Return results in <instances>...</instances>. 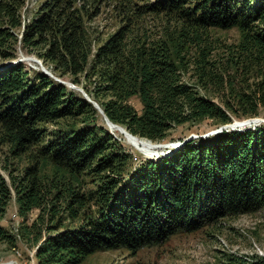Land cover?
Returning a JSON list of instances; mask_svg holds the SVG:
<instances>
[{"label": "trees", "instance_id": "trees-1", "mask_svg": "<svg viewBox=\"0 0 264 264\" xmlns=\"http://www.w3.org/2000/svg\"><path fill=\"white\" fill-rule=\"evenodd\" d=\"M105 1L40 0L26 16L27 0H0V146L15 158L34 149L42 159L20 175L8 169L9 183L0 174V244L34 240L35 264L136 252L264 209V123L191 140L134 168L80 92L22 63L6 66L18 51L36 56L81 86L112 123L151 142L203 120L219 127L262 118L264 0H108L104 11ZM101 14L116 21L104 39L89 27ZM232 28L239 40L221 52L212 30ZM188 72L192 84L183 80ZM47 162L51 176L43 178ZM12 198L17 233L2 224ZM230 260L264 264L258 255Z\"/></svg>", "mask_w": 264, "mask_h": 264}, {"label": "rangeland", "instance_id": "rangeland-1", "mask_svg": "<svg viewBox=\"0 0 264 264\" xmlns=\"http://www.w3.org/2000/svg\"><path fill=\"white\" fill-rule=\"evenodd\" d=\"M39 2L40 0H27L24 8V12H26L25 15H30ZM108 3V0L103 3L106 6L103 7L104 11H107L108 9ZM151 20L152 19L149 20L150 23ZM115 23V20L110 21L101 14L89 24L91 34H96L104 39L115 30ZM211 35L220 45L218 47L221 52L226 49V45L237 43L240 36L239 31L236 28L229 30L215 29L212 30ZM19 58H25L24 61H22V64L28 69L40 70L42 62L36 56L24 55L21 51H18L17 59ZM36 61H40L41 64ZM42 66L51 73L47 67L43 64ZM52 76L54 75L52 74ZM183 80L186 83L192 84L194 82L192 72L183 74ZM76 87L85 92L81 86ZM198 90L201 94L206 93L208 95V92L200 88H198ZM213 92L214 91L211 90L208 96H211ZM131 103L137 111H141V105L136 98H133ZM97 113L100 115L98 118L99 123L101 124L102 122L107 131L121 144L122 148L131 153L134 159V168L142 161L159 160L162 154L173 149V145H169L170 143H182L184 139L190 136H195L192 140H196L200 137H205L209 132L218 129V126H214L211 120H203L191 125L175 127L170 131L167 142H152L151 147V141L149 142L147 139L138 136H129L127 132H125V129L119 125H114L108 128L102 115L98 111ZM233 121L238 120L233 119ZM257 124L260 125V123ZM252 125L253 123H247L244 124L243 127ZM53 127H56V125L47 124L46 126L47 129H52ZM238 127L242 126H237V128ZM206 137H208V135ZM155 144H162V146L160 145L159 148H156ZM165 154L167 155V153ZM29 155L30 157L23 156L21 158H15L10 154L9 149L6 146L1 145V176H3L9 183L7 175L8 169L10 171L14 170L13 175H20L25 167L35 164L38 166L39 163H41L42 159L34 149L29 150ZM46 164L47 165L43 167L44 169H42L41 172L43 173V178H50L52 165L50 162H47ZM90 186L91 184L86 182L83 185V189H86L87 187L89 188ZM16 212L17 205L14 198H12L6 209L2 224L14 233H17V227L21 222V218L17 216ZM31 213L32 214L28 217V222H30L38 212L33 211ZM76 223L77 221H75L73 225ZM35 249L36 244L34 243V240H18L15 248L0 244V264H35L33 259ZM252 255L264 257V209H260L251 214L228 216L213 224L205 225L193 232L177 231L169 236L164 242L157 245L142 247L136 252H131L127 247L96 250L88 254L80 264H228L231 261L230 259L235 256L251 257Z\"/></svg>", "mask_w": 264, "mask_h": 264}, {"label": "water", "instance_id": "water-1", "mask_svg": "<svg viewBox=\"0 0 264 264\" xmlns=\"http://www.w3.org/2000/svg\"><path fill=\"white\" fill-rule=\"evenodd\" d=\"M24 59H25V58H24ZM24 59L19 58V59H17L16 61H10V62H8V63L6 64V66H7V65H14V64L22 63V61H24ZM36 62L39 63V64H41L40 61H36ZM40 70H41L42 72H44L46 75H48V76H50L51 78H53L54 80H56V81H58V82H60V83H62V84H64V85H66L68 88L80 91V92L82 93L83 97H84V98H85V99H86V100H87V101L93 106V108L96 109V110L102 115V117H103V119H104L106 125L108 126V128H110L111 126L116 125V124L112 123V122H111V121L105 116L104 112H103L102 109L99 107V105H98L95 101L91 100L90 97H89L85 92H83L80 88L76 87L75 85H73V84H71V83H69V82H64V81L59 80L58 78H55L54 76H52V74H51L50 72H48V71L42 66V64H41V66H40ZM247 123H253V125H252V126L243 127V125H244V124H247ZM254 123H255V124H254ZM257 123H260V124L264 123V118L256 117V118H249V119H246V120H243V121H232V123H230V124H226V125H222V126L218 127V129H215L214 131L209 132L207 135L209 136V135L217 134V133L222 132L223 130H225V131H229V130H237V131H241V130L246 129V128H247V129H248V128H251V127L254 128V127H256V126L259 125V124H257ZM237 126H242V127H238V128H237ZM125 132H127V134H128L129 136H133V135L130 134L126 129H125ZM207 135H206V136H207ZM206 136H205V137H206ZM194 138H195V136H190V137L184 139V141H183L182 143H170L169 145H173V149H172V150H168V151L165 152V153H167V155L171 154L173 151L179 149L182 145H184L185 143L191 141V140L194 139ZM147 140H148V139H147ZM148 141H150V140H148ZM157 145H159V146L161 145V146H162V144H157ZM164 145H165V144H164ZM165 153L162 154L161 157L167 156ZM11 262H13V261H11ZM4 264H5V263H4ZM15 264H18V263H15Z\"/></svg>", "mask_w": 264, "mask_h": 264}, {"label": "bare ground", "instance_id": "bare-ground-1", "mask_svg": "<svg viewBox=\"0 0 264 264\" xmlns=\"http://www.w3.org/2000/svg\"><path fill=\"white\" fill-rule=\"evenodd\" d=\"M150 142V141H149ZM152 142H150V145H151V147H152V144H151ZM155 147L156 148H159L160 146L159 145H157V144H155Z\"/></svg>", "mask_w": 264, "mask_h": 264}]
</instances>
